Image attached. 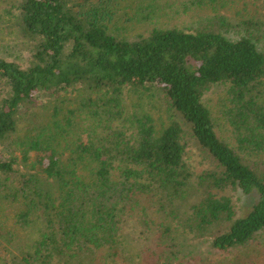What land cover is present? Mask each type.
Masks as SVG:
<instances>
[{"label":"trees","instance_id":"trees-1","mask_svg":"<svg viewBox=\"0 0 264 264\" xmlns=\"http://www.w3.org/2000/svg\"><path fill=\"white\" fill-rule=\"evenodd\" d=\"M251 1L0 0V264H264Z\"/></svg>","mask_w":264,"mask_h":264},{"label":"rangeland","instance_id":"rangeland-1","mask_svg":"<svg viewBox=\"0 0 264 264\" xmlns=\"http://www.w3.org/2000/svg\"><path fill=\"white\" fill-rule=\"evenodd\" d=\"M130 1V0H128ZM134 2V5L138 4H142L146 5L148 3V0H132ZM167 0H161V2H158L160 5L164 4ZM169 2V1H168ZM162 3V4H161ZM242 5L246 6L245 3L243 4L242 1ZM229 14H232L233 11H235L236 9L239 8V5L235 4L229 6ZM246 9H248V13L252 16H254L255 18H258L259 20H261L264 24V0H252L249 4H247ZM181 13H173L170 11L169 16L167 15H162L159 18V22L160 23H167L170 25H178V26H184V25H192L196 20L194 17L195 15L192 14H183L180 15ZM157 21V17L155 19ZM155 26L156 24H154V21H151L149 25H147V28H151L152 26ZM140 29V27L138 28V30ZM13 34V33H12ZM18 34V33H17ZM10 34L6 35L4 37V41H3V45L7 46V42L9 41V39L11 38ZM15 35L13 34L12 37H14ZM19 40L16 41V43ZM0 42H2V39L0 37ZM19 43H21V41H19ZM21 47V46H18ZM24 48V47H23ZM28 50L27 49H22L21 52H17L16 55H21L22 56V60L24 61L25 58L28 56ZM24 63H26V61H24ZM221 89V87H220ZM218 94L219 93V88L218 87H213L212 89H210L208 92L205 93L204 95V101L206 104H210L211 106L215 107V105L218 102ZM45 105H49V102H47ZM43 106V105H42ZM215 110V109H214ZM154 111H156L154 109ZM157 114V113H156ZM233 199H234V203L236 205V209L239 215H245L249 212V210L251 209L252 205L255 203L256 201V195L255 194H250V195H244L241 194L240 192H234L232 194ZM9 226H10V222H8ZM18 235L17 237V241L20 242L21 244H25L26 242L29 241H33L34 238L37 237L38 233L37 231H32L30 228L29 229H23V228H18ZM16 252V251H14Z\"/></svg>","mask_w":264,"mask_h":264}]
</instances>
